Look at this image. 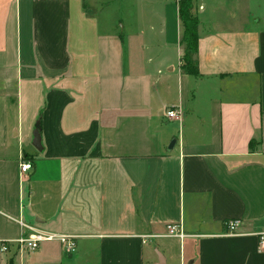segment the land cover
Segmentation results:
<instances>
[{
    "label": "crops",
    "instance_id": "obj_1",
    "mask_svg": "<svg viewBox=\"0 0 264 264\" xmlns=\"http://www.w3.org/2000/svg\"><path fill=\"white\" fill-rule=\"evenodd\" d=\"M254 4L264 11V0H196L189 77L178 0H0V241L27 234L21 222L76 246L12 249L0 264H264Z\"/></svg>",
    "mask_w": 264,
    "mask_h": 264
},
{
    "label": "built area",
    "instance_id": "obj_2",
    "mask_svg": "<svg viewBox=\"0 0 264 264\" xmlns=\"http://www.w3.org/2000/svg\"><path fill=\"white\" fill-rule=\"evenodd\" d=\"M165 117L169 120H178L179 113L176 110L169 109L165 112ZM31 170V165L29 163H23L21 165V172L25 173ZM19 226L23 229H27L28 233L23 234L20 236L19 239L16 241H0V262L2 258L7 256L12 249H15L18 253H33L40 249L43 244L48 243H57L59 244L63 250L67 253H73L75 251V239L52 234V233H45L41 231H37L31 228H27L21 222ZM226 229L227 236H237V230L240 226L239 221H228L224 224ZM167 236L169 237H176L182 239L184 236L183 234L177 230L175 226H167L166 228ZM258 250L260 252H264V235L258 237Z\"/></svg>",
    "mask_w": 264,
    "mask_h": 264
},
{
    "label": "trees",
    "instance_id": "obj_3",
    "mask_svg": "<svg viewBox=\"0 0 264 264\" xmlns=\"http://www.w3.org/2000/svg\"><path fill=\"white\" fill-rule=\"evenodd\" d=\"M196 0H178V15L182 25L179 45L182 50L180 72L189 77L198 76V18L194 14Z\"/></svg>",
    "mask_w": 264,
    "mask_h": 264
},
{
    "label": "water",
    "instance_id": "obj_4",
    "mask_svg": "<svg viewBox=\"0 0 264 264\" xmlns=\"http://www.w3.org/2000/svg\"><path fill=\"white\" fill-rule=\"evenodd\" d=\"M175 144V141H172L170 143V146H169V150H171L173 148ZM33 147L39 151V145H40V136H39V126L37 125V128L35 129L34 133H33Z\"/></svg>",
    "mask_w": 264,
    "mask_h": 264
},
{
    "label": "rangeland",
    "instance_id": "obj_5",
    "mask_svg": "<svg viewBox=\"0 0 264 264\" xmlns=\"http://www.w3.org/2000/svg\"><path fill=\"white\" fill-rule=\"evenodd\" d=\"M256 1H258V0H256ZM246 2H247L248 5H249L250 0H246ZM253 3H255V0H253ZM254 6H256V7L253 8L252 15H254V16H256V17H259V18H264V11H263V9L260 10V9L258 8V6H260V5H255V4H254ZM25 258H26V256H25ZM1 264H3V263H1Z\"/></svg>",
    "mask_w": 264,
    "mask_h": 264
}]
</instances>
